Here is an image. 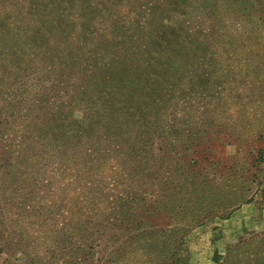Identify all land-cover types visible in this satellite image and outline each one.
Masks as SVG:
<instances>
[{
  "label": "rangeland",
  "instance_id": "obj_1",
  "mask_svg": "<svg viewBox=\"0 0 264 264\" xmlns=\"http://www.w3.org/2000/svg\"><path fill=\"white\" fill-rule=\"evenodd\" d=\"M108 1L114 30L108 37V29L101 27L104 18L96 16L99 28L89 42L100 48L102 35L106 45L101 50H125L129 60L138 47L145 50L131 60L128 71L137 84L130 87L131 99L141 100L138 86L145 91L141 107H132L136 127L129 136L93 137L90 127L78 154H67L74 151L68 148L63 156H50L43 147L48 142L36 139L37 153L31 156L22 137L40 136L43 130L34 132L36 125H28L29 132L13 128L14 115L29 110V119L19 118L23 125L45 120L33 117L40 109L48 113L71 107V90L65 78L64 93L57 90L55 99L44 104L52 81L26 69L31 59L22 52L18 60L10 46L9 54L0 50V96L8 98L0 103V112L5 111V130L0 129V264H115V256L123 264H169L172 248L178 264H264V197L255 193L252 202L227 216L192 223L199 205L185 189L178 166L183 155H188L186 161L202 160L205 153L220 160L235 153L234 138L201 131L204 126L210 131L212 123L228 124V116L236 125L248 120L241 113L239 89H225L226 67L228 61L248 59L245 55L262 56L264 41L250 28L261 15L259 1L253 9L250 0ZM55 24L58 29V18ZM2 57L10 66L3 67ZM34 61L44 64L41 57ZM15 66L19 71H11ZM118 70L108 72L112 76ZM82 83L76 84L80 88ZM14 95L19 99L12 100ZM79 99L74 116L88 114L87 120L94 121L89 95ZM186 137L191 144L187 150ZM217 139L230 143L219 145ZM198 140L202 144L194 149ZM259 168L258 180L264 183V159Z\"/></svg>",
  "mask_w": 264,
  "mask_h": 264
},
{
  "label": "trees",
  "instance_id": "obj_2",
  "mask_svg": "<svg viewBox=\"0 0 264 264\" xmlns=\"http://www.w3.org/2000/svg\"><path fill=\"white\" fill-rule=\"evenodd\" d=\"M258 1L261 15L251 24L250 28L258 34L257 40L263 42L264 0H250L247 4L253 9ZM109 7L110 4L107 0H61L57 2L46 0V3L43 0H0V50L9 54L8 46H10L9 49H14V58H18V60L21 59L20 52H22L25 58L31 59L27 60L26 69L52 81L50 97L44 101V104L55 99L53 95L57 90L64 93L62 88L65 78L66 88L71 90L70 96L67 98V103L70 102L71 107L58 106L48 113L42 112L41 107L39 108L38 114L33 119L43 117L45 120H37L23 125L19 122V118L20 120L21 118L22 120L29 119V110H24L21 116L20 112L14 115L13 128L29 132L28 125L31 127L36 125L38 127L32 128H42L43 130L40 132V136L31 133L33 136L25 135L23 138L21 135L22 141L26 144L24 150L30 152L31 156L37 153L32 143L37 142L36 139H38V143L40 141L48 142L43 147L45 150H50L47 152L50 153V156H63L68 148H70L69 151H74L66 152L67 154H78L76 151L81 149V142L86 138L90 127L93 129V137L100 135L104 139L116 138L124 133V135H128L132 126L136 127L132 107L136 104L139 108L141 107L145 91H141L138 86L141 100L135 98L136 102H134L131 99L130 87L137 84L134 83L132 77L130 78L128 71L131 68V60L139 54H143L145 50L142 49L144 48L141 46V50L138 47V50L132 51V59L129 60L125 50H122L121 54L118 49L115 50L109 46L105 51L101 50V47L106 45V39H103L102 35L100 48L97 46V42L95 44L89 42L92 40V33L97 31L96 27L99 28V20L96 16L104 18V24L101 27L108 29L106 32L108 37L114 30L113 14L108 11ZM57 18L59 19L58 29L55 24ZM44 26L47 28H43ZM71 37L75 42L70 40ZM59 44L64 47H59ZM53 48H56L55 52L52 50ZM262 48H264V44ZM27 50L34 54L27 52L24 55ZM261 55L256 58L245 55L248 56V59L228 61L226 67L229 72V80L225 89H239L238 92L242 94L244 100L242 104L244 112L241 113L243 118L244 115H247L248 120L236 125L230 120L233 117L228 116L227 120L231 121L228 124L212 123L210 131H207V126H204L201 131V133L211 136L234 138L235 142L231 143L235 147L234 155L226 159L210 160L205 153L202 160L190 158L193 160L188 161H186L188 155H183L185 161L181 159L183 161L178 163V166L183 168L181 181L185 183V189L196 196L195 200L199 205V212L193 214L189 220L192 223H199L210 215L226 213L227 216L240 205L252 202L255 193L264 197V183L258 180L259 167L264 159V50ZM39 57L44 60L41 67L34 61ZM3 61L5 62L3 67L10 66V64H6L7 58H3ZM20 65L19 63L18 67ZM18 67L11 68V71ZM64 67L66 73H64ZM111 67L119 68L112 76L108 72L113 70H109ZM15 71H19V68ZM79 82H83L80 88L76 84ZM142 89L145 90V87ZM14 93L18 94L15 89ZM66 93H68L67 89ZM84 94L89 95L91 99L90 112H95L94 121L87 120L88 114L74 116V112L80 107L79 95ZM155 96L158 98L157 94ZM11 99L18 100L19 96L14 95ZM6 100L8 98L2 97L1 100L0 96V103H7ZM4 112H0V129L3 130H5V124L1 118ZM234 112H238V110L234 109ZM125 129L129 130L125 132ZM187 140L186 137L184 144L188 146L184 148L185 150L191 146ZM193 140H197V137ZM216 141H220L217 142L219 145L230 143L223 142L222 139ZM199 142L200 140L198 143L193 142L194 149L200 148L202 143L199 144ZM207 142L209 143V141ZM20 148L23 150L22 145ZM200 152H202L201 149ZM250 192L252 194H249ZM209 200L211 204H209ZM180 243L181 239L178 238L176 245ZM175 251L176 248H172L167 263L178 264L176 256L173 259ZM114 261L115 264H123L118 256H115Z\"/></svg>",
  "mask_w": 264,
  "mask_h": 264
}]
</instances>
